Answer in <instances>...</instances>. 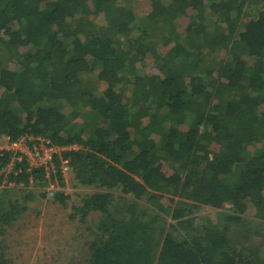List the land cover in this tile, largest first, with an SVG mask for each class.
<instances>
[{
	"label": "trees",
	"instance_id": "1",
	"mask_svg": "<svg viewBox=\"0 0 264 264\" xmlns=\"http://www.w3.org/2000/svg\"><path fill=\"white\" fill-rule=\"evenodd\" d=\"M2 136L70 149L0 188V264L67 173L80 264H264V0H0Z\"/></svg>",
	"mask_w": 264,
	"mask_h": 264
},
{
	"label": "rangeland",
	"instance_id": "2",
	"mask_svg": "<svg viewBox=\"0 0 264 264\" xmlns=\"http://www.w3.org/2000/svg\"><path fill=\"white\" fill-rule=\"evenodd\" d=\"M67 174L65 176L67 180L65 192L71 197L67 205L63 206L47 198L34 205L35 201L30 209L35 211L38 208L40 213H33L37 215L32 219L34 226H30V217L25 218V226L22 223L19 230L15 231L17 234H15V242H19V244L14 246V252L20 257L18 260V257L14 255L15 264H36L35 262H39V259L41 264H80L88 256L89 250L82 237L86 232L84 226L78 230L76 222L69 221L68 217L72 212L71 205L79 203L81 196L92 189L73 187L70 174ZM197 215L198 218H201L197 221L198 224H205L208 220L214 222L217 218L213 210L201 211ZM248 218L255 222L253 217ZM244 222L245 220L242 221V223ZM23 229L27 232L24 233Z\"/></svg>",
	"mask_w": 264,
	"mask_h": 264
},
{
	"label": "built area",
	"instance_id": "3",
	"mask_svg": "<svg viewBox=\"0 0 264 264\" xmlns=\"http://www.w3.org/2000/svg\"><path fill=\"white\" fill-rule=\"evenodd\" d=\"M41 145V148H39ZM70 148L54 149L49 145V142L41 137L35 136H21L16 141H10L9 137L2 136L0 138V158L5 154L9 156V162L0 167V178L3 179L0 188L13 185V182L8 181L10 175L17 176L23 173H31L32 169L45 168L47 163L51 160L53 154L59 151L68 150ZM12 153V154H11ZM1 161V160H0ZM24 162L25 166L16 164ZM67 161L62 163V170H65ZM25 168V169H24ZM30 184L33 183V178L29 177ZM53 187L46 189L50 194Z\"/></svg>",
	"mask_w": 264,
	"mask_h": 264
}]
</instances>
